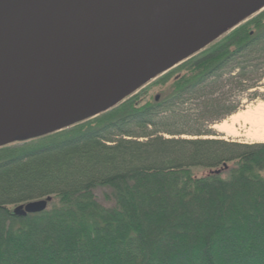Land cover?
I'll list each match as a JSON object with an SVG mask.
<instances>
[{
    "label": "trees",
    "instance_id": "16d2710c",
    "mask_svg": "<svg viewBox=\"0 0 264 264\" xmlns=\"http://www.w3.org/2000/svg\"><path fill=\"white\" fill-rule=\"evenodd\" d=\"M262 61L264 10L109 111L1 146L0 264H264V142L200 126L236 111L213 96L224 77Z\"/></svg>",
    "mask_w": 264,
    "mask_h": 264
},
{
    "label": "water",
    "instance_id": "95a60500",
    "mask_svg": "<svg viewBox=\"0 0 264 264\" xmlns=\"http://www.w3.org/2000/svg\"><path fill=\"white\" fill-rule=\"evenodd\" d=\"M263 10L264 0H0V147L109 111Z\"/></svg>",
    "mask_w": 264,
    "mask_h": 264
},
{
    "label": "rangeland",
    "instance_id": "374dc122",
    "mask_svg": "<svg viewBox=\"0 0 264 264\" xmlns=\"http://www.w3.org/2000/svg\"><path fill=\"white\" fill-rule=\"evenodd\" d=\"M264 62V61H262ZM264 68H262L260 71H251L248 74L247 79H240L238 76V73L229 75L227 77H224V79L221 81L222 87L217 90L213 96L215 99L222 101L224 103L226 101L228 106H234L236 107V111L244 110L248 108V106H253L256 103H258L260 100H264V76H260ZM149 84V83H148ZM147 84V85H148ZM171 84L167 86L157 87L152 90L153 97L160 95L163 96L164 93L170 89ZM179 109L187 113L196 114L194 116L201 117V115L204 114V104H202V101L192 100L187 102L186 104H183V106H180ZM233 112V113H235ZM217 114H222V111H216ZM232 113V114H233ZM221 115V116H215L213 119L217 118L216 120H212L210 118H207L206 116H202V120L200 123V126L204 129H210L212 135H204L205 137H211V138H219L224 139L227 141H235L240 143H247V144H253V143H262V142H256L251 141L246 135L241 125H237V130L241 133L239 135H227L224 133H221L217 131L214 128V125L216 123H219L225 119H228L230 115ZM167 137L169 135H166ZM183 137L191 138L190 135H183ZM195 137V136H194ZM223 169L225 171V168L221 167L219 168ZM214 169H208V168H195L194 172L195 175H207L215 172ZM13 208L17 211H23L25 209L24 204H20L17 206H13Z\"/></svg>",
    "mask_w": 264,
    "mask_h": 264
},
{
    "label": "bare ground",
    "instance_id": "6f19581e",
    "mask_svg": "<svg viewBox=\"0 0 264 264\" xmlns=\"http://www.w3.org/2000/svg\"><path fill=\"white\" fill-rule=\"evenodd\" d=\"M237 125L242 126L251 141L264 142V100L233 113L228 119L216 123L214 128L227 135H239Z\"/></svg>",
    "mask_w": 264,
    "mask_h": 264
}]
</instances>
